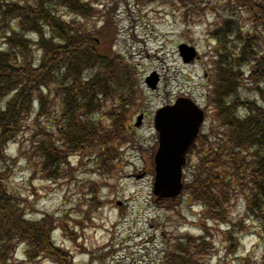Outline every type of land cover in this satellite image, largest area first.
I'll use <instances>...</instances> for the list:
<instances>
[{
  "label": "trees",
  "instance_id": "obj_1",
  "mask_svg": "<svg viewBox=\"0 0 264 264\" xmlns=\"http://www.w3.org/2000/svg\"><path fill=\"white\" fill-rule=\"evenodd\" d=\"M123 1L100 10L90 0H0L6 28L0 47V264H12L21 246L31 264H74L54 242V220L29 218L10 190L17 169L8 154L12 143L21 144L33 175L56 181L71 157L98 161L101 153V161L113 160L108 146L133 141L130 107L143 97L135 72L112 49ZM163 1L125 3L140 10L168 2L183 12L193 8L192 0ZM203 3L219 19L209 32L217 50L208 124L190 152L181 198L201 208L204 220L221 223L232 222L231 205L242 201L264 240V0ZM109 101L117 105L109 108ZM204 242L190 235L169 241L163 264H193ZM256 262L264 264V254Z\"/></svg>",
  "mask_w": 264,
  "mask_h": 264
},
{
  "label": "rangeland",
  "instance_id": "obj_2",
  "mask_svg": "<svg viewBox=\"0 0 264 264\" xmlns=\"http://www.w3.org/2000/svg\"><path fill=\"white\" fill-rule=\"evenodd\" d=\"M90 1H97L99 9L106 10L116 0ZM211 1L216 7L218 0ZM123 3L125 0L118 12L120 31L116 41H120L121 59L135 72L134 80L143 97L130 107L127 124L133 141L108 146L114 151L113 160L107 156L101 161V153L98 161L94 156L71 157L65 175L56 181L33 175L20 154L21 144L12 143L8 154L17 161V169L10 190L20 197L29 218L49 216L54 220V242L69 253L74 264H163L167 243L187 235L205 239L200 248L204 251L193 264L257 263L264 254V240L259 238L258 226L246 217L242 201L231 205L232 222L221 223L204 220L201 208L184 202L186 198L157 201L153 194L159 148L155 113L180 98L208 109L217 50L208 34L219 24L217 14L203 0H192L187 33L179 25L184 12L171 3V7L145 12L132 6L128 10ZM97 25L101 27L100 22ZM5 32L0 24V47ZM184 43L198 50L199 58L193 64H184L178 54L179 45ZM155 72L160 81L158 88L151 90L146 80ZM116 105L117 101H109L107 106ZM141 115H145L142 125L136 127ZM104 124L109 122L104 120ZM185 173L187 182L188 171ZM62 224L67 233L61 229ZM25 252L26 247L21 246L12 264H31ZM36 264L52 263L41 259Z\"/></svg>",
  "mask_w": 264,
  "mask_h": 264
},
{
  "label": "water",
  "instance_id": "obj_3",
  "mask_svg": "<svg viewBox=\"0 0 264 264\" xmlns=\"http://www.w3.org/2000/svg\"><path fill=\"white\" fill-rule=\"evenodd\" d=\"M186 63L196 56L194 48L180 47ZM159 78L154 74L147 83L156 89ZM143 116L138 119L141 125ZM205 120V113L190 99H179L174 106L158 111L155 127L159 133L160 148L156 156V182L154 193L160 199H175L183 191V167L186 156L195 144Z\"/></svg>",
  "mask_w": 264,
  "mask_h": 264
}]
</instances>
